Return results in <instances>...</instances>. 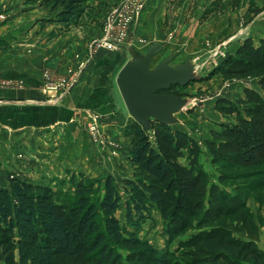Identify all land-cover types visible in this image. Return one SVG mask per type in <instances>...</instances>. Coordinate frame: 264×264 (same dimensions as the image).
Wrapping results in <instances>:
<instances>
[{
  "label": "rangeland",
  "instance_id": "obj_1",
  "mask_svg": "<svg viewBox=\"0 0 264 264\" xmlns=\"http://www.w3.org/2000/svg\"><path fill=\"white\" fill-rule=\"evenodd\" d=\"M24 1L0 0V187H8L14 178L48 186L53 201L70 206L76 201L77 185L90 182V200L98 204L104 181L111 176L125 199V181L133 180L127 157L128 129L134 120L126 111L116 78L121 68L157 44L161 51L154 56L151 70L173 57L170 67L189 64L198 76L171 92L186 101L171 128L197 143L198 164L208 183L229 196L237 194L236 189L242 193L245 211L257 229L256 246L264 252V166L214 165L204 145L212 139L211 131L235 123L234 116L216 109L217 100L235 104L246 88L260 92L254 79H226L211 71L245 39L258 45L264 38V0H239L236 7L232 0H133L126 48L99 49L90 63V43L101 37L112 8L123 0H84L77 26L68 30L50 24L54 15L40 7V0H26L34 11ZM21 90L33 92L41 104H19L15 93ZM32 122L40 125H25ZM179 162L187 164L184 158ZM115 217L125 225L123 201ZM98 221L102 223L100 212ZM232 221L223 217L217 223L230 227ZM195 225L192 220L186 230L169 236L153 211L135 234L161 251L168 262L184 264L191 259L184 243L198 233ZM233 237L247 240L241 233L233 232ZM114 249L124 259L127 252Z\"/></svg>",
  "mask_w": 264,
  "mask_h": 264
},
{
  "label": "trees",
  "instance_id": "obj_2",
  "mask_svg": "<svg viewBox=\"0 0 264 264\" xmlns=\"http://www.w3.org/2000/svg\"><path fill=\"white\" fill-rule=\"evenodd\" d=\"M238 3L232 0L233 7ZM84 4V0L39 3L54 15L50 24L62 30L77 26ZM216 74L226 79H254L260 92L246 88L235 104L217 100L216 109L234 116L235 123L222 124L204 142L212 164L242 169L264 166V38L258 45L245 39L234 54L213 68L211 75ZM177 87L165 93L173 95ZM128 132L127 162L133 180L125 181V199L111 176L104 181L98 204L90 200V182L77 185L76 201L70 206L53 201L48 186L14 178L8 187H0V264H172L135 234L153 211L165 223L169 236L178 235L196 220L198 233L184 243L191 250V259L184 264H264V252L256 246L257 229L245 211L242 193L236 189L237 194L229 196L208 183L198 164L200 149L194 139L156 121H150L148 132L132 121ZM183 158L187 164H180ZM219 181H225L223 175ZM122 201L124 226L115 217ZM223 217L231 218L234 225L218 224ZM233 232L244 234L247 240L233 237ZM115 247L127 252L124 259Z\"/></svg>",
  "mask_w": 264,
  "mask_h": 264
},
{
  "label": "water",
  "instance_id": "obj_3",
  "mask_svg": "<svg viewBox=\"0 0 264 264\" xmlns=\"http://www.w3.org/2000/svg\"><path fill=\"white\" fill-rule=\"evenodd\" d=\"M160 51L153 44L142 57L121 68L116 78L127 113L146 132L150 130V121L168 126L176 122L174 116L183 110L186 101L165 92L171 86L185 87L198 77H191L193 68L189 64L170 67L173 57L151 70L150 64Z\"/></svg>",
  "mask_w": 264,
  "mask_h": 264
},
{
  "label": "built area",
  "instance_id": "obj_4",
  "mask_svg": "<svg viewBox=\"0 0 264 264\" xmlns=\"http://www.w3.org/2000/svg\"><path fill=\"white\" fill-rule=\"evenodd\" d=\"M132 1L133 0H123L118 6L112 8L110 16L104 25L101 37L90 43L88 48L89 63L93 61L96 51L99 49H104L111 52L117 48L125 47L124 42L127 28L132 21V14L129 13V7L132 5ZM124 28L125 31H123ZM68 89L69 87L66 89V93Z\"/></svg>",
  "mask_w": 264,
  "mask_h": 264
},
{
  "label": "crops",
  "instance_id": "obj_5",
  "mask_svg": "<svg viewBox=\"0 0 264 264\" xmlns=\"http://www.w3.org/2000/svg\"><path fill=\"white\" fill-rule=\"evenodd\" d=\"M29 2H26V0L23 2V4H25L27 7L26 8H29L28 10H32V11H34V5H29L28 4ZM24 7V6H23ZM22 10V9H21ZM93 31H95V32H97L96 30H93ZM83 90V89H82ZM15 98H16V100H19V104H23V103H32V104H34V103H37V104H41V102L40 101H38V100H36V99H38L37 97H36V95L33 93V92H26L25 90H21L20 92H16L15 93ZM11 100H13V99H11ZM4 101L6 102V101H8L7 99H4ZM7 103V102H6ZM10 103H15V102H10ZM37 104H35V105H37ZM33 106V105H32ZM32 110V109H31ZM47 123H49V122H47ZM55 123V122H54ZM25 125H27V126H30V125H33V126H38V125H40L39 124V122H32V124L30 123H25ZM50 125H52V124H50ZM55 125V124H54ZM53 125V126H54ZM48 126V125H47Z\"/></svg>",
  "mask_w": 264,
  "mask_h": 264
},
{
  "label": "bare ground",
  "instance_id": "obj_6",
  "mask_svg": "<svg viewBox=\"0 0 264 264\" xmlns=\"http://www.w3.org/2000/svg\"><path fill=\"white\" fill-rule=\"evenodd\" d=\"M191 77H197V75L195 74L194 69L191 70ZM185 107H186V106L183 107V110H184Z\"/></svg>",
  "mask_w": 264,
  "mask_h": 264
}]
</instances>
